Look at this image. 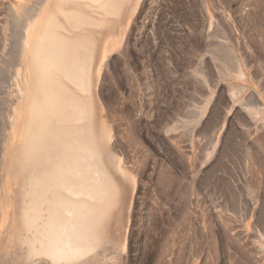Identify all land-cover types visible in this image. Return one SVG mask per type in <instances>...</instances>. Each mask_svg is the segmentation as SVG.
I'll return each mask as SVG.
<instances>
[{
    "label": "rangeland",
    "instance_id": "obj_1",
    "mask_svg": "<svg viewBox=\"0 0 264 264\" xmlns=\"http://www.w3.org/2000/svg\"><path fill=\"white\" fill-rule=\"evenodd\" d=\"M128 26L102 94L137 185L106 264H264V0H142Z\"/></svg>",
    "mask_w": 264,
    "mask_h": 264
},
{
    "label": "bare ground",
    "instance_id": "obj_2",
    "mask_svg": "<svg viewBox=\"0 0 264 264\" xmlns=\"http://www.w3.org/2000/svg\"><path fill=\"white\" fill-rule=\"evenodd\" d=\"M8 2L0 19L18 32L14 60L0 57V264H106L137 181L102 85L142 0Z\"/></svg>",
    "mask_w": 264,
    "mask_h": 264
}]
</instances>
